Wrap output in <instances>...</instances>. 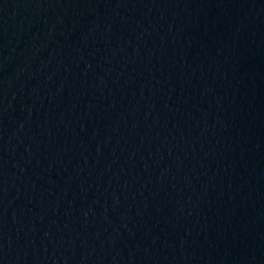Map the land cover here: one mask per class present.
Masks as SVG:
<instances>
[{"label": "water", "instance_id": "obj_1", "mask_svg": "<svg viewBox=\"0 0 264 264\" xmlns=\"http://www.w3.org/2000/svg\"><path fill=\"white\" fill-rule=\"evenodd\" d=\"M264 117V0H0V187Z\"/></svg>", "mask_w": 264, "mask_h": 264}]
</instances>
